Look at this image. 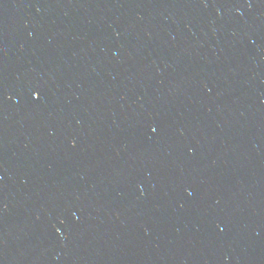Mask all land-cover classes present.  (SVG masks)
I'll use <instances>...</instances> for the list:
<instances>
[{
    "label": "water",
    "instance_id": "obj_1",
    "mask_svg": "<svg viewBox=\"0 0 264 264\" xmlns=\"http://www.w3.org/2000/svg\"><path fill=\"white\" fill-rule=\"evenodd\" d=\"M0 264H264V0H0Z\"/></svg>",
    "mask_w": 264,
    "mask_h": 264
},
{
    "label": "snow or ice",
    "instance_id": "obj_2",
    "mask_svg": "<svg viewBox=\"0 0 264 264\" xmlns=\"http://www.w3.org/2000/svg\"><path fill=\"white\" fill-rule=\"evenodd\" d=\"M156 131V129L155 128H153V132H155Z\"/></svg>",
    "mask_w": 264,
    "mask_h": 264
}]
</instances>
